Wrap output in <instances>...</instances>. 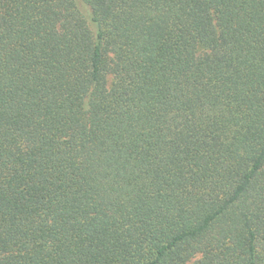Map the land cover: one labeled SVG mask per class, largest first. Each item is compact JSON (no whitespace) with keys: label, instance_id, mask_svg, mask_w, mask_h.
<instances>
[{"label":"trees","instance_id":"trees-1","mask_svg":"<svg viewBox=\"0 0 264 264\" xmlns=\"http://www.w3.org/2000/svg\"><path fill=\"white\" fill-rule=\"evenodd\" d=\"M0 264H264V0H0Z\"/></svg>","mask_w":264,"mask_h":264}]
</instances>
